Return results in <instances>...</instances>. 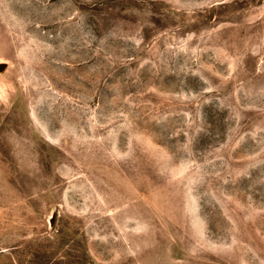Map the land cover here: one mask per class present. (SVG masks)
I'll list each match as a JSON object with an SVG mask.
<instances>
[{"label":"rangeland","instance_id":"rangeland-1","mask_svg":"<svg viewBox=\"0 0 264 264\" xmlns=\"http://www.w3.org/2000/svg\"><path fill=\"white\" fill-rule=\"evenodd\" d=\"M0 264H264V0H0Z\"/></svg>","mask_w":264,"mask_h":264}]
</instances>
